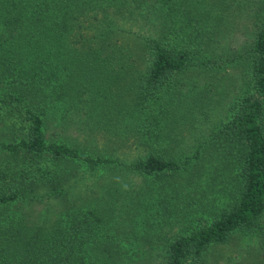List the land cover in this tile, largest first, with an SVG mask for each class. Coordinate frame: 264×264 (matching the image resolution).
<instances>
[{
	"label": "trees",
	"instance_id": "obj_1",
	"mask_svg": "<svg viewBox=\"0 0 264 264\" xmlns=\"http://www.w3.org/2000/svg\"><path fill=\"white\" fill-rule=\"evenodd\" d=\"M244 30L243 50L222 57L221 44ZM235 65L245 93L228 119L191 153L174 151V124L185 122L169 117L162 96L194 99L195 85L178 90L183 76ZM111 74L135 82L133 133L145 154L131 161L47 136L53 122L64 130L74 123L95 141L102 126L84 127V104ZM106 166L151 181L117 214L149 222L158 236L145 238L147 249L114 239L118 187L71 200L78 169ZM199 173L220 208L205 194L193 206L186 194L177 209L179 188L194 192ZM203 214L204 223L169 233ZM138 254L141 264H264V0H0V264H139Z\"/></svg>",
	"mask_w": 264,
	"mask_h": 264
},
{
	"label": "rangeland",
	"instance_id": "obj_2",
	"mask_svg": "<svg viewBox=\"0 0 264 264\" xmlns=\"http://www.w3.org/2000/svg\"><path fill=\"white\" fill-rule=\"evenodd\" d=\"M248 34V33H247ZM245 34V30L243 32L237 33V35L231 39L225 40L221 47H219L220 55L222 57L228 56V54H232L235 52H240L243 50L242 48L245 47V44L248 43L247 39L248 36ZM246 42V43H245ZM216 63V62H215ZM217 63H221L218 61ZM222 64V63H221ZM116 68V66H112L111 69ZM114 71L118 69H113ZM113 71V72H114ZM239 66H230L228 68L220 69L217 72H206L204 68H200L194 73L183 76L185 81L184 86L180 87L181 93H185L189 90L190 86L195 85L194 94L197 96L194 99L189 98L186 100L184 97L178 98L175 100L176 97L173 96V91H171L166 96L163 95L161 99V104L167 113H170V118H180L182 121L174 124L177 126L175 129V135L173 136L172 140V148L174 151H185L187 154L191 153L192 145L198 146L197 139L204 141L208 134H212L218 130V127L221 126L222 121L228 119V115L230 109L232 108L233 104L239 100V98L245 93V74ZM209 74L211 77H209ZM112 80L103 85L102 95L96 100H89L87 99L84 104V110L87 112L83 115V120L85 119L83 125L84 127L94 126L96 123H99V127H101L100 133L95 135V141L85 140V134L82 129L77 130V125L74 123H68L64 130L61 129V126L56 127L55 122L52 123L51 129L48 131L47 136L51 139H57L58 137L62 136L66 138L67 141L80 144V146H86L87 151L94 152L98 155H109L117 158L118 160H127L131 161L134 160L137 156L144 155V147L139 146L137 144L138 139L137 135L134 134L136 121L132 120L135 116V109H136V100L133 99L132 96V79L126 78L123 76H116V74H111ZM207 86V87H206ZM210 88L207 97L205 96V90ZM177 90V89H176ZM174 97V100H173ZM199 98L202 101L199 103ZM211 99L213 102H211ZM192 101H194L195 106H192ZM199 103V104H198ZM207 103L208 105H206ZM160 125L163 127V122H160ZM155 127V126H154ZM87 129V128H86ZM89 131V130H88ZM205 138V139H204ZM165 141L168 144L167 140ZM196 141V142H194ZM164 143L160 145L163 147ZM166 145L165 147H167ZM193 152V151H192ZM203 155V153H202ZM202 161V160H200ZM208 171H212V166H206ZM78 176L76 177V193L73 194L71 200H76L78 196L80 198H86L88 200H95L100 194L98 193L100 188L113 186L118 187L119 191V200L121 204L117 203V208L114 211L116 213L115 223L117 227L119 226V230L116 231L115 235L116 238L120 243L123 245H137L138 249L144 248L147 249L149 243L145 240V238L151 239L150 242H155L157 239L158 234H154L155 231L149 227V222H143L142 214L137 216V224L134 221V214L130 212L131 219L128 220L125 215H118V212L121 210V206H126L125 204L128 201H124L128 199L127 195L131 194V191L140 190L144 187V184H150V180L143 179L139 176L132 175L130 173H126L123 170H119L118 167H102L94 173L88 172L85 168L78 169ZM204 173H199L195 177V188L192 189L194 192L187 193L186 191H182L179 188L178 195L179 198H176V207H182L183 204V195H192L193 199L195 198V203L191 200L190 204L192 203L193 206L199 205V198L201 194L207 195V201L216 204L217 208H220L221 204L219 200L216 199L214 201L213 196L218 195L219 193H211L208 189L205 188V177ZM209 175V174H208ZM204 177V178H203ZM194 178V176H192ZM201 186L198 185L200 184ZM181 181V179H180ZM219 181V182H218ZM217 187L221 182V178H218ZM123 183H129V186L132 185L133 189H129L127 194L125 191H122L124 188L121 186ZM156 184V183H154ZM215 188V187H214ZM94 191V192H92ZM183 193H182V192ZM98 193V194H96ZM78 195V196H77ZM126 195V196H125ZM145 197V196H144ZM141 194V198H144ZM161 196H158V198ZM82 200H77L75 202L81 203ZM87 201V200H86ZM204 201V200H203ZM201 201V203L203 202ZM207 201L204 205L207 204ZM84 205V204H83ZM46 206V202H40L34 205L35 212H40ZM167 206V205H165ZM58 208V205H57ZM206 210V209H205ZM180 217L182 214L179 215ZM202 220L198 218L196 215H191L189 217V221L186 225L185 223L178 220L177 225L174 226L169 233H175L180 231L183 227L185 228H193L194 225H189L190 222L199 223L203 222L204 219H207V214L202 215ZM185 219L184 217H182ZM166 231H168L166 227ZM256 239H252L251 243H255ZM155 244V243H154ZM241 246L243 249L245 248V237H241ZM226 250V249H225ZM239 257L242 255V249L236 250ZM235 255V254H234ZM140 255L138 254V257ZM144 258V257H143ZM141 258L140 263L144 262Z\"/></svg>",
	"mask_w": 264,
	"mask_h": 264
}]
</instances>
